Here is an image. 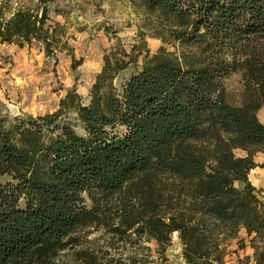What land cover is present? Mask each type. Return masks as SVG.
I'll return each mask as SVG.
<instances>
[{"label":"trees","instance_id":"16d2710c","mask_svg":"<svg viewBox=\"0 0 264 264\" xmlns=\"http://www.w3.org/2000/svg\"><path fill=\"white\" fill-rule=\"evenodd\" d=\"M44 1L0 7V44L55 58ZM129 1L154 54L139 30L105 52L87 104L69 89L52 113L0 112V264H137L86 245L98 228L109 246L133 236L161 253L176 233L185 264H249L247 247L264 264V191L248 180L264 157V0Z\"/></svg>","mask_w":264,"mask_h":264},{"label":"rangeland","instance_id":"374dc122","mask_svg":"<svg viewBox=\"0 0 264 264\" xmlns=\"http://www.w3.org/2000/svg\"><path fill=\"white\" fill-rule=\"evenodd\" d=\"M37 3L38 0H0V7L9 17L15 10L33 7ZM44 4L50 24L55 28V58L47 57L38 46L19 48L0 44V112L10 118L52 113L69 89H75L82 102L87 104L105 52L118 48V42L125 46L133 44L139 30L145 33L150 55L162 45L156 38L148 36L143 12L129 0H45ZM143 58H138V65ZM134 70L130 67L120 74L116 83L122 84ZM225 86L232 96H237L241 87L240 76L232 74ZM257 117L264 124V108L257 112ZM234 153L237 157L245 156L241 150ZM253 160L258 165L256 168L262 170L263 178L259 186H252L264 191V157L256 154ZM7 180L0 178V184ZM235 186L241 189L243 184L236 182ZM260 197L264 198V192ZM109 239L106 230L98 228L90 231L87 240L92 242L86 245L118 249L117 252L123 251V257L135 258L137 264H185L180 242L174 234L163 253L154 241L143 240L138 248L133 236L111 246ZM123 244H126L124 249ZM252 254L247 247L239 251V258L249 257V264H254ZM226 260L227 264H237L235 256Z\"/></svg>","mask_w":264,"mask_h":264},{"label":"bare ground","instance_id":"6f19581e","mask_svg":"<svg viewBox=\"0 0 264 264\" xmlns=\"http://www.w3.org/2000/svg\"><path fill=\"white\" fill-rule=\"evenodd\" d=\"M262 178V170L260 168H254L248 174V180L254 186H259L262 183Z\"/></svg>","mask_w":264,"mask_h":264},{"label":"crops","instance_id":"0c3cea01","mask_svg":"<svg viewBox=\"0 0 264 264\" xmlns=\"http://www.w3.org/2000/svg\"><path fill=\"white\" fill-rule=\"evenodd\" d=\"M258 154H260V153H258ZM262 155V154H261ZM262 157H263V155H262Z\"/></svg>","mask_w":264,"mask_h":264},{"label":"water","instance_id":"95a60500","mask_svg":"<svg viewBox=\"0 0 264 264\" xmlns=\"http://www.w3.org/2000/svg\"><path fill=\"white\" fill-rule=\"evenodd\" d=\"M174 235L176 236V233H174Z\"/></svg>","mask_w":264,"mask_h":264}]
</instances>
